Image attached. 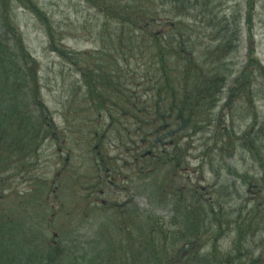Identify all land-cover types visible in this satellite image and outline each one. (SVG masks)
Here are the masks:
<instances>
[{
  "label": "trees",
  "instance_id": "16d2710c",
  "mask_svg": "<svg viewBox=\"0 0 264 264\" xmlns=\"http://www.w3.org/2000/svg\"><path fill=\"white\" fill-rule=\"evenodd\" d=\"M229 1L233 6L224 8ZM236 1L84 0L101 17L100 43L76 52L57 39L36 0H0V160L25 163L48 141L68 152L67 167L71 145L82 137L97 174L91 180L101 191L126 175L132 184L151 181L146 190L173 206L169 223L146 218L147 235L138 241L126 229L128 252L115 264H264V119L248 112L247 125L236 131L219 109L243 29L247 64L225 105L242 98L251 105L254 83L264 78L252 35L260 0ZM17 7L42 23L49 49L79 76V94L61 126L43 98L38 61L15 24ZM114 146L122 159L110 155ZM197 150L200 169L219 179L222 164L233 180L202 185L191 178ZM239 152L253 158L256 174L228 164ZM127 209L118 212L125 227L134 215Z\"/></svg>",
  "mask_w": 264,
  "mask_h": 264
},
{
  "label": "rangeland",
  "instance_id": "374dc122",
  "mask_svg": "<svg viewBox=\"0 0 264 264\" xmlns=\"http://www.w3.org/2000/svg\"><path fill=\"white\" fill-rule=\"evenodd\" d=\"M36 1L51 19L57 39L67 49L76 52L97 49L101 17L84 0ZM231 6L233 2L229 1L224 8ZM14 18L27 49L38 61L43 98L61 126L64 116L69 115L71 101L79 94L76 68L69 60L49 49L46 29L33 14L17 7ZM252 35L255 58L264 66V0H260L257 7ZM247 37L243 29L239 53L235 59L228 61L230 72L235 75L228 79L219 103V109L224 108L223 113L229 118L228 125L233 123L236 131L243 130L247 125L249 113L256 111L258 119H264L262 77L254 83L251 105L243 98L225 105L235 76L247 64ZM20 100H24V95ZM68 132L74 133L73 130ZM79 139V143L71 145L74 146L73 160L67 167H64V161L68 152L58 150L55 144L48 141L37 155H32L25 163L11 166L0 160V264H115L128 252L126 229L134 233L138 241L142 235H147L142 234V230L147 229L146 218L171 222L173 206L169 202L161 203L157 196L146 190L151 181L132 184L125 179V175L118 178L117 187L111 189L108 184L101 191L96 181H92L97 174L90 165L88 139L85 140L87 144L82 137ZM198 147L199 143L193 146ZM109 152L119 159L123 157L119 156L120 150H116L115 146L110 147ZM201 158L199 150L193 153L190 159L191 178L202 185L205 180L210 184L226 180V176L233 180L222 164L217 171L219 179L209 174L207 168L200 169ZM227 162L244 174L253 175L260 170L253 158L242 152ZM63 168L65 172L61 171ZM233 183L229 182L231 190L235 191ZM237 185L241 191V183ZM247 199L242 196L240 201ZM130 201L133 203L122 207ZM121 209H127L130 216L131 212L134 213L127 227L118 219Z\"/></svg>",
  "mask_w": 264,
  "mask_h": 264
}]
</instances>
